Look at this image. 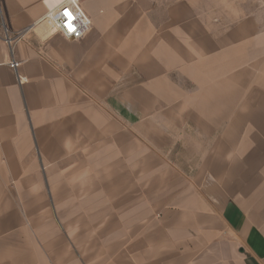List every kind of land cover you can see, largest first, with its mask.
<instances>
[{
	"label": "crops",
	"instance_id": "crops-1",
	"mask_svg": "<svg viewBox=\"0 0 264 264\" xmlns=\"http://www.w3.org/2000/svg\"><path fill=\"white\" fill-rule=\"evenodd\" d=\"M58 1L0 0V264H264V0Z\"/></svg>",
	"mask_w": 264,
	"mask_h": 264
},
{
	"label": "built area",
	"instance_id": "built-area-1",
	"mask_svg": "<svg viewBox=\"0 0 264 264\" xmlns=\"http://www.w3.org/2000/svg\"><path fill=\"white\" fill-rule=\"evenodd\" d=\"M66 13L70 15H66ZM38 22L47 25L52 32L61 33L65 37L74 40L84 37L93 26V20L82 8L80 0H59L47 9L46 13ZM0 24L2 26L4 40L10 47L12 53L9 66L16 71L18 81L20 84H23L28 79L19 74L21 61L14 56V47L26 36L27 31H18L11 35L3 17Z\"/></svg>",
	"mask_w": 264,
	"mask_h": 264
},
{
	"label": "snow or ice",
	"instance_id": "snow-or-ice-1",
	"mask_svg": "<svg viewBox=\"0 0 264 264\" xmlns=\"http://www.w3.org/2000/svg\"><path fill=\"white\" fill-rule=\"evenodd\" d=\"M66 15H70L69 13H66Z\"/></svg>",
	"mask_w": 264,
	"mask_h": 264
}]
</instances>
